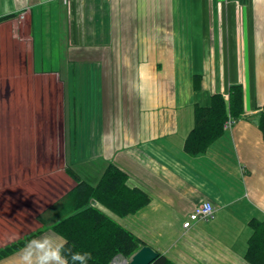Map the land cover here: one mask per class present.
Returning a JSON list of instances; mask_svg holds the SVG:
<instances>
[{"label":"crops","instance_id":"0c3cea01","mask_svg":"<svg viewBox=\"0 0 264 264\" xmlns=\"http://www.w3.org/2000/svg\"><path fill=\"white\" fill-rule=\"evenodd\" d=\"M8 16L0 206L17 207L0 209V249L51 233L38 216L75 187L66 170L95 186L114 164L150 203L124 218L97 207L156 253L176 264H247L248 222L264 217V0H0ZM233 84L242 86L240 119L204 154H186L194 104L227 99ZM210 169L238 175L242 193ZM206 201L213 217L184 229ZM150 213L152 237L137 225ZM28 241L0 264H19Z\"/></svg>","mask_w":264,"mask_h":264},{"label":"trees","instance_id":"16d2710c","mask_svg":"<svg viewBox=\"0 0 264 264\" xmlns=\"http://www.w3.org/2000/svg\"><path fill=\"white\" fill-rule=\"evenodd\" d=\"M11 16L0 18V22ZM201 75L194 74V91L200 89ZM243 113L242 86H229L227 99L221 94L210 97L206 106L194 104L193 127L188 133L183 151L190 156L204 154L224 134L228 120L237 121ZM257 128L264 140V106L257 116ZM75 187L45 212L38 221L47 230L65 237L74 243V251L91 252L89 264H110L116 257L129 259L135 252L147 246L131 231L122 227L97 205L113 215L124 218L135 215L150 203V197L142 190L127 184V174L114 164H109L95 186L81 180L72 171L66 170ZM251 234L243 256L247 264H264V217L252 218L248 222ZM30 235L16 243L0 249V259L19 250ZM151 264H176L158 254Z\"/></svg>","mask_w":264,"mask_h":264},{"label":"clouds","instance_id":"9594fccd","mask_svg":"<svg viewBox=\"0 0 264 264\" xmlns=\"http://www.w3.org/2000/svg\"><path fill=\"white\" fill-rule=\"evenodd\" d=\"M75 244L55 232L31 239L19 255V264H89L91 252L74 251Z\"/></svg>","mask_w":264,"mask_h":264},{"label":"rangeland","instance_id":"374dc122","mask_svg":"<svg viewBox=\"0 0 264 264\" xmlns=\"http://www.w3.org/2000/svg\"><path fill=\"white\" fill-rule=\"evenodd\" d=\"M253 77H254V70H252V79H253ZM19 122L21 123V121L19 120ZM2 134H3V132H1L0 133V136H2ZM24 151V150H23ZM22 151V152H23ZM23 157H24V153H23ZM40 160V159H39ZM5 163V162H4ZM41 164H38V167L39 168H41V166H40ZM7 168H8V166L6 165L5 166V164H3V165H1L0 164V182L2 183V181L1 180H3V177L5 178V175H4V173H7L8 171H7ZM40 170V169H39ZM38 170V171H39ZM215 171H217V170H215ZM215 171H213L212 169H210V173H212L213 174V176H212V179L214 180V182H216V183H218L219 185H221V182H222V180L223 181H225V183L226 184H228V185H230L234 190H233V192L235 193V194H238V193H242V191L240 192V190L239 189H241V183H242V181L238 178V175H236V174H234V176H232V177H229L228 176V174H226V173H222V172H215ZM41 171H39V173H40ZM1 201H3L2 199H1ZM13 207H17L15 204H13L12 206L11 205H7V204H5V203H1V206H0V209H1V212L2 213H5L6 211H7V209L9 208H13ZM145 208V207H144ZM150 208V207H149ZM141 211V210H140ZM144 216H146V218H147V222L146 223H144L143 224V222L141 221L139 224H137L138 225V228L139 229H144V230H142L144 233H150L151 234V237L153 236V219H152V215H151V213L150 214H146V215H144ZM176 216H178L179 218H180V220L182 221L183 219H184V217H183V215L182 214H179V213H177L176 214ZM136 219H137V217H136ZM136 219H133V220H131V219H129V220H127V223L128 224H134L135 222H136ZM132 222H134V223H132ZM181 223V222H180ZM179 226H181V224H179L178 225V227ZM250 232V231H249Z\"/></svg>","mask_w":264,"mask_h":264},{"label":"built area","instance_id":"2783aa9c","mask_svg":"<svg viewBox=\"0 0 264 264\" xmlns=\"http://www.w3.org/2000/svg\"><path fill=\"white\" fill-rule=\"evenodd\" d=\"M64 5L67 4L68 0H60ZM233 121L228 120L225 125L224 128L225 129H229L230 126L232 125ZM214 214V207L213 205L206 201L203 202L199 205H197L193 211L189 214L187 220L183 223V228L184 229H188L192 226L193 223L197 222V221H207L209 219H211L213 217ZM112 264H126V261L123 259H119L116 258L114 259V261L112 262Z\"/></svg>","mask_w":264,"mask_h":264},{"label":"water","instance_id":"95a60500","mask_svg":"<svg viewBox=\"0 0 264 264\" xmlns=\"http://www.w3.org/2000/svg\"><path fill=\"white\" fill-rule=\"evenodd\" d=\"M158 256L151 247L144 246L135 252L126 262V264H151Z\"/></svg>","mask_w":264,"mask_h":264}]
</instances>
